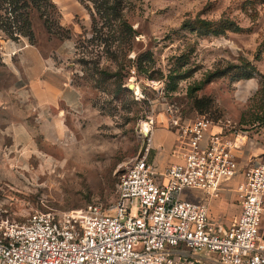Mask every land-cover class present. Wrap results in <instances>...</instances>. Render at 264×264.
I'll list each match as a JSON object with an SVG mask.
<instances>
[{
	"label": "rangeland",
	"instance_id": "rangeland-1",
	"mask_svg": "<svg viewBox=\"0 0 264 264\" xmlns=\"http://www.w3.org/2000/svg\"><path fill=\"white\" fill-rule=\"evenodd\" d=\"M51 3L47 26L30 14L33 41L0 30V220L22 222L35 209L111 205L121 172L140 153L143 125L174 130L169 121L177 116L203 115L228 137L251 142L258 157L264 0ZM24 43L40 51L52 75L76 86L80 102L44 108L22 138L5 124L33 110L16 91L15 75H32L20 66ZM148 161L156 168L150 150Z\"/></svg>",
	"mask_w": 264,
	"mask_h": 264
},
{
	"label": "built area",
	"instance_id": "built-area-1",
	"mask_svg": "<svg viewBox=\"0 0 264 264\" xmlns=\"http://www.w3.org/2000/svg\"><path fill=\"white\" fill-rule=\"evenodd\" d=\"M169 123L185 147L157 170L147 158L151 127L142 132L140 153L121 172L111 205L35 209L18 223L1 219L0 264H198L209 253L219 264H264V159L241 167L232 151L236 136L218 129L204 137V127L217 125L203 115ZM235 176L239 213L229 224L210 218L207 200L180 196L198 189L216 197Z\"/></svg>",
	"mask_w": 264,
	"mask_h": 264
},
{
	"label": "crops",
	"instance_id": "crops-1",
	"mask_svg": "<svg viewBox=\"0 0 264 264\" xmlns=\"http://www.w3.org/2000/svg\"><path fill=\"white\" fill-rule=\"evenodd\" d=\"M18 50L21 59L25 61L20 66H25L26 71L31 70L32 75H15L16 79H20L16 91L21 96L23 94L26 95L24 103L29 105L33 110L28 111V109L27 113L17 121L9 120L5 125L13 127L11 130L12 137L19 136L25 138L31 136V124L29 122L32 117H38L43 113L44 108L49 109L51 105L76 108L80 102V95L76 86L64 79L63 75H52L48 71L47 68L50 64L48 62L46 64L44 57L34 45L24 43L18 47ZM213 127L215 126H209L208 130L204 131V137H206L210 130H216ZM150 138V154L153 160L157 161V170L163 169L170 161L175 159L174 152L176 150L185 147V142L178 135L177 131L165 126L154 125L151 127ZM236 143L238 145L233 147L232 151L241 167L263 160V147L256 148L259 150L258 157L253 158L254 153L250 151L252 147L251 142H245L244 139V141H237ZM240 146L242 149L245 148L246 152L241 151L239 149ZM237 178L238 176H235L232 179L224 181L216 197H207L202 190L198 189H184L189 190L190 197L182 194L180 196L195 201L207 200L210 218L224 224H229L235 220L239 213V206L234 199L232 190ZM229 210L232 211L231 215L226 214ZM260 231L264 234V216L261 221ZM214 257V253H209L206 256L203 255V257H200L198 264H219L214 260Z\"/></svg>",
	"mask_w": 264,
	"mask_h": 264
},
{
	"label": "trees",
	"instance_id": "trees-1",
	"mask_svg": "<svg viewBox=\"0 0 264 264\" xmlns=\"http://www.w3.org/2000/svg\"><path fill=\"white\" fill-rule=\"evenodd\" d=\"M51 5V0H0V30L12 38L26 35L27 40L31 42L34 40L31 31V12L35 11L42 24L47 26L50 21ZM95 7L97 9L98 4H95ZM260 112L264 117V107Z\"/></svg>",
	"mask_w": 264,
	"mask_h": 264
},
{
	"label": "bare ground",
	"instance_id": "bare-ground-1",
	"mask_svg": "<svg viewBox=\"0 0 264 264\" xmlns=\"http://www.w3.org/2000/svg\"><path fill=\"white\" fill-rule=\"evenodd\" d=\"M142 128H143V129H142V132H143V133H147V132H148V127H147L146 125H143ZM146 129H147V132H146Z\"/></svg>",
	"mask_w": 264,
	"mask_h": 264
}]
</instances>
